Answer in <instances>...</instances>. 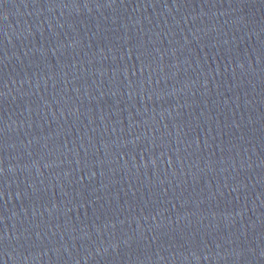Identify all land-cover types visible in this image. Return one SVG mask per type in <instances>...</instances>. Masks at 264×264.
<instances>
[{
    "label": "water",
    "instance_id": "1",
    "mask_svg": "<svg viewBox=\"0 0 264 264\" xmlns=\"http://www.w3.org/2000/svg\"><path fill=\"white\" fill-rule=\"evenodd\" d=\"M0 264H264V0H0Z\"/></svg>",
    "mask_w": 264,
    "mask_h": 264
},
{
    "label": "snow or ice",
    "instance_id": "2",
    "mask_svg": "<svg viewBox=\"0 0 264 264\" xmlns=\"http://www.w3.org/2000/svg\"><path fill=\"white\" fill-rule=\"evenodd\" d=\"M113 2H114V0H113ZM85 6H86V4H85Z\"/></svg>",
    "mask_w": 264,
    "mask_h": 264
}]
</instances>
